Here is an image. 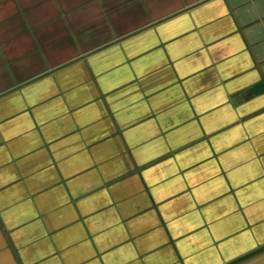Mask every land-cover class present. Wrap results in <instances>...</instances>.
<instances>
[{"label":"crops","instance_id":"1","mask_svg":"<svg viewBox=\"0 0 264 264\" xmlns=\"http://www.w3.org/2000/svg\"><path fill=\"white\" fill-rule=\"evenodd\" d=\"M263 244L264 0H0V264Z\"/></svg>","mask_w":264,"mask_h":264},{"label":"water","instance_id":"2","mask_svg":"<svg viewBox=\"0 0 264 264\" xmlns=\"http://www.w3.org/2000/svg\"><path fill=\"white\" fill-rule=\"evenodd\" d=\"M262 250H264V244L260 245L259 247L255 248V249H253V250H251V251H249V252H247V253L239 256V257H236L235 259H233L231 261H228V262H226L224 264H235V263H237L239 261H242V260H244V259H246V258H248V257H250V256H252V255H254V254H256V253H258L260 251H262Z\"/></svg>","mask_w":264,"mask_h":264}]
</instances>
